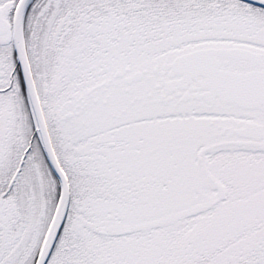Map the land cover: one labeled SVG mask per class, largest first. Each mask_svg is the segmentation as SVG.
I'll return each mask as SVG.
<instances>
[{"label":"snow or ice","instance_id":"snow-or-ice-1","mask_svg":"<svg viewBox=\"0 0 264 264\" xmlns=\"http://www.w3.org/2000/svg\"><path fill=\"white\" fill-rule=\"evenodd\" d=\"M0 264H264V0H0Z\"/></svg>","mask_w":264,"mask_h":264}]
</instances>
